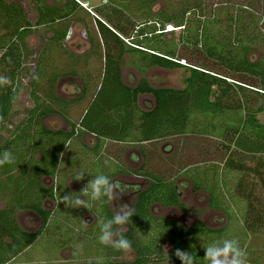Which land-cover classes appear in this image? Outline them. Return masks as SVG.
<instances>
[{
    "label": "trees",
    "instance_id": "trees-1",
    "mask_svg": "<svg viewBox=\"0 0 264 264\" xmlns=\"http://www.w3.org/2000/svg\"><path fill=\"white\" fill-rule=\"evenodd\" d=\"M157 1L107 0L90 16L97 27L104 62L98 76L91 78L98 83L85 113L77 123H71L69 110L80 100H63L57 95V85L61 78H77L83 69L82 74L87 72L88 57L67 52L65 41L70 20L80 12L88 17L89 12L73 0H58L59 6L54 7L35 0L38 19L32 25L20 6L0 0V76L12 81L11 85L0 87V137L5 138L0 142V154L7 150L15 157L14 163L0 167V202L4 204L0 209V264L14 263L42 237L51 239L43 246L45 251L65 247L74 257L78 254H74L77 244L87 246L86 241L67 242L62 237L72 231L68 224H80L78 216L84 207L66 212L58 200L60 195L70 193L64 185L66 179L74 180L80 171L85 177H92L101 169L99 164H85L87 153L92 152L81 141L86 133L97 138L99 149L93 151L94 156L99 155L104 144L117 143L120 148L140 150L146 164L150 157L148 148L156 150L160 143L186 137L218 142L219 150L225 152L221 162L179 168V175L195 190L207 193L211 209L233 221L224 189L221 191V187L229 188L230 203L240 208L236 214L238 229L232 234L230 225L212 230L202 223L186 228L153 217V204L178 209L181 214L186 209L174 180L145 172L150 186L139 194L133 216L126 223L129 230L121 234L131 241L134 259L128 264L163 262L164 244L170 245L167 259L174 264H181L174 255L178 248L191 252L195 264H206L203 247L224 237L239 240L247 264H264V124L258 118L264 115V52L258 59L254 56L264 45V16L254 6L257 3L253 5L248 0L221 4L174 0L155 12ZM42 28H49L53 36L35 56V69L28 83L32 107L10 128L28 58L24 42ZM91 43L94 49L96 45ZM125 65L140 74L154 68L183 69L188 76L182 89L151 88L144 79L129 88L122 82ZM86 78H81L82 99L94 82L89 76ZM141 96L153 100L146 110L138 105ZM52 115L62 118L71 131L47 129L44 119ZM248 161L255 166H249ZM117 162V172H124L121 160L117 158ZM49 178L55 180L51 187L44 184ZM76 182L84 185L85 178ZM72 195L80 196L82 192ZM46 201L54 203L53 211L44 209ZM94 203L97 213L110 216L100 201ZM25 212L40 217L38 231L26 232L20 227L17 216ZM81 230L84 232L83 226ZM261 233L262 246L249 248L248 236ZM121 252L117 251V256ZM96 255L92 252L89 256Z\"/></svg>",
    "mask_w": 264,
    "mask_h": 264
},
{
    "label": "rangeland",
    "instance_id": "rangeland-1",
    "mask_svg": "<svg viewBox=\"0 0 264 264\" xmlns=\"http://www.w3.org/2000/svg\"><path fill=\"white\" fill-rule=\"evenodd\" d=\"M2 1L9 5L13 4L20 6L23 9L26 18L32 25H34V23L37 21L38 13L35 8L36 5L35 0H2ZM37 1H46V4L49 7L59 6L58 0H37ZM207 1H209L210 3L212 2L213 4H221L225 1H230V0H207ZM237 1L239 2V0ZM248 1H250V3H252L253 5L254 2H256L257 4L254 6H256L257 10H259L264 16V0H248ZM86 2L89 4L88 6L93 14H96L95 13L96 9L103 8L107 4V0H86ZM166 3L173 4L174 0H158L154 11L159 12L165 7ZM114 6L117 7L116 4H114ZM174 6L172 7L174 8ZM257 15L260 16L261 14H257ZM90 16L92 15L90 14L87 17L86 14L80 12L75 18H72L70 20L69 23L70 26L68 31L70 34L68 33L69 34L68 38L65 41V50L76 57H80L85 54L86 55L92 54L94 56H99V58H95L93 60L92 64L89 67L90 77H96L98 76V73L101 68L100 58L102 56V50H101L102 48H100V39L93 21L94 19H92V17ZM262 28L264 29V21ZM168 30H171V28ZM87 33H89V35H92L91 37L93 38V44L96 45L94 49L89 45L86 36ZM176 34H178V31L176 32ZM52 36L53 34L51 33V30H49V28L47 30L42 28L41 30H38L33 34H30L25 39L24 43L28 50V54H27L28 58L26 57L27 59L25 60V72L23 73V78H22V83H23L22 91L18 99L13 104V109L10 116V128L15 127L17 122L20 119H22L25 116L26 112L32 107V102L29 96L30 89L28 83L30 82V77H31L30 75H32L35 69L34 67L35 56L37 55L38 52L42 50V48L46 44V40L50 39ZM170 38H172V36H169V39ZM91 50L94 51L91 52ZM263 52H264V45L256 50L254 56H256L258 59ZM128 60H129L128 57H125V61L127 62ZM181 64L184 63L181 62ZM83 70L85 71V69ZM83 70L82 72H78V74H76L77 79L75 80L74 78L67 80L66 78H61L59 80V84H58L59 97H61L62 99L68 102L69 101L76 102L79 100L80 95H78V92L76 88H74V86L72 85V82L74 81V83L80 85L78 77L85 78V74H82ZM187 76H188L187 71L183 69L174 70V71L152 69L145 75V79L149 82L150 86L153 88L182 89L184 87L185 79ZM140 79L141 76L133 72L129 66L124 67L123 81L126 85L134 86L136 83H138V81H140ZM93 92L94 89H90L88 94L86 95V98H84L83 101L80 102L78 101V103L73 105V107L69 110L68 118L71 123H77L80 120L81 116L83 115V113L87 108V103L90 101ZM258 118H259V122L264 124V115H261ZM44 125L48 129L55 131L62 130L64 132H67L70 130V127L66 125V123L58 116H50L46 118L44 121ZM4 139H5L4 136H1L0 142L2 143ZM84 140L89 146H91L94 143L93 142L94 140L92 138L91 139L85 138ZM168 143L170 144L169 145L170 150H168V152H164L165 150L162 151V147L164 148L168 146L167 142L158 144L156 150H152V147L148 148V153L150 154V157L147 160L146 168H144V171L142 170L141 172L154 174L165 180H174V185L176 186L177 190H180L182 194L181 201L185 204L187 213L181 216V214H179L180 212L177 209L164 210L158 207H154L153 213L155 217L160 216L163 218L175 219L176 221L180 222L182 225L187 227L197 222H201L203 224H206L208 227L217 230L225 229L227 226L230 225L229 229L233 234L234 233L233 231H235V229H238L239 226L238 222H236L237 221L236 214H238L239 207L236 204L234 207L233 206L234 203L232 201H231L232 204L230 203L231 193L229 191V188L226 189L221 187V191L224 189L223 191L224 198L228 200L227 201L228 205L231 207V209H228L227 211L231 215L233 221H230L227 217H225L223 213H221L218 210H216V212L211 211V208L208 205L209 197L207 193L204 192L203 190L201 191L198 190L199 192L195 193L193 191L192 185H190L187 182V180L183 179L179 175V168L183 169L185 167H190L194 165L209 166V164L211 163L221 162L224 159L225 152L222 151V149L219 150L220 148L219 143L208 139H200V138H192V137L181 138L176 142L171 141ZM128 149L129 148L126 147L120 148L116 145H112L109 143L106 144L104 148L105 152L108 153L110 156H114L116 157V159L117 158L120 159L122 166H125L126 163L125 155L129 154ZM143 160L145 159L143 158ZM247 164L249 166H255V163L253 161H248ZM230 182L232 183L233 181L231 180ZM45 183L50 185L52 182L51 180H47L45 181ZM68 184H69V188L72 191L71 193H75V191L80 189L79 186L80 184H75V183L73 184L68 183ZM121 205H125V203H121L117 199V205L115 206L116 209ZM2 208H4V204L0 202V209ZM53 208H54V204L52 203L46 204V209L51 210ZM65 209L66 212H68V210L73 211L75 208L73 209L71 207H65ZM112 209L115 208L113 207ZM83 210L87 211L86 208H83ZM17 220L20 227L29 232H35L39 230L41 225L40 218L31 213L19 214ZM75 220H77L76 217ZM83 220L84 217L83 218L80 217V223H82ZM125 225L119 227L117 231L119 233L128 232L127 227ZM68 226L69 229L72 231L62 234V237L64 236L66 241L69 240L74 242L78 239L83 238L84 232H81L82 226L80 224L72 223V224H68ZM240 229H242V226L240 227ZM248 237L249 238L247 245L249 248L251 246H254V248L256 249L262 246V242H263L262 233L252 234V235L250 234ZM48 240L51 239L48 238ZM48 240L47 238L42 237L33 245L32 248L24 252L21 256L17 258V260L14 263L11 264H63L65 260L70 257L71 253L69 251H64V252H58L57 254L58 248L55 251L51 249L49 251H45L43 249V246L48 245L49 243ZM96 240L98 241V237ZM82 241H87L88 245L87 246L82 245L83 246L82 251H80L73 258V260L77 262H69L68 264H76L81 261H84L83 259L86 256L92 254L94 250V246L98 245V243L96 244L94 243L93 240L90 239H83ZM162 248H163V255L166 256L165 257L166 259L163 261V263H159V262L158 263L173 264L172 261H169L167 259V256H169L171 253L170 245L164 244V247ZM62 250L63 248L60 249V251ZM47 253L50 254L48 255ZM55 253L57 254L56 256ZM76 253H77V249H76ZM133 259H134L133 253H131L130 250L127 252L122 251L121 254L117 256V264H128L129 262H132ZM158 263L156 262L155 264Z\"/></svg>",
    "mask_w": 264,
    "mask_h": 264
},
{
    "label": "flooded vegetation",
    "instance_id": "flooded-vegetation-1",
    "mask_svg": "<svg viewBox=\"0 0 264 264\" xmlns=\"http://www.w3.org/2000/svg\"><path fill=\"white\" fill-rule=\"evenodd\" d=\"M74 1V0H73ZM75 2V1H74ZM76 3V2H75ZM83 3H85V4H87V8H83L84 10H86L87 12H89V14H91V15H93V13H92V11L90 10V8H89V4L86 2V0H83ZM78 4V3H77ZM79 5V4H78ZM80 6V5H79ZM81 7V6H80ZM94 21V20H93ZM94 24H95V21H94ZM95 27H96V24H95ZM96 29H97V27H96ZM169 29V28H168ZM170 31V30H169ZM69 33V32H68ZM70 34V33H69ZM68 34V35H69ZM87 40H88V42H89V45H90V47H92V43H91V41H93V38L91 37L92 35H89V33H87ZM67 38H68V36H67ZM102 50V56H101V58H100V60H101V67H102V65H103V62H104V57H103V53H104V51H103V49H101ZM91 52H93V50H91ZM90 52V53H91ZM80 57H85V58H87L88 57V63H87V75L86 76H89V78H90V80H93L94 82H92V84L90 85V87H88V89L90 90V89H95L94 88V86L98 83L96 80H94V79H91V78H96V77H90V71H89V67H90V65L92 64V62H93V60L95 59V58H99V56H94V55H92V54H85V55H83V56H80ZM124 67H126V65L125 66H123L122 67V82L124 83V81H123V69H124ZM131 68V67H130ZM132 69V68H131ZM154 69H156V68H154ZM150 70H152V69H150ZM149 70V71H150ZM160 70H162V69H160ZM132 71L133 72H135L136 74H138V75H140L141 76V79H140V81L141 80H146L145 79V75L149 72V71H147L146 73H144V74H140L139 72H136L135 70H133L132 69ZM85 73V74H86ZM86 76H85V78H86ZM85 78H82V79H85ZM72 79V78H71ZM75 79H77V78H74V80ZM87 79V78H86ZM78 80H79V83H80V85L79 84H76V83H74V81L72 82V85L74 86V88H76V90H77V92H78V95H80V98H79V100L80 101H83L84 99H82V97H83V92H84V83H83V81H81V78L80 77H78ZM140 81H138V83H136L134 86H128V85H126L125 83H124V85H126L127 87H129V88H135L139 83H140ZM147 81V80H146ZM147 83L149 84V82L147 81ZM149 86H150V84H149ZM151 87V86H150ZM151 88H153V87H151ZM169 89V88H168ZM89 92V91H88ZM88 94V93H87ZM86 95V94H85ZM92 97V96H91ZM141 97H144V96H141ZM86 98V97H85ZM91 99V98H90ZM68 102V101H67ZM70 102V101H69ZM142 102V101H141ZM89 103V102H88ZM88 103H87V105H88ZM142 106V105H141ZM149 107V105L146 103V104H144V106H142V109L143 110H146L147 108ZM86 111V110H85ZM62 131V130H61ZM71 131V128H70V130L69 131H67V132H64V131H62V132H64V133H69ZM85 138H92L94 141V143L91 145V146H89L86 142H85ZM81 141H82V143H83V145L88 149V150H90V151H92L91 153L89 152V153H87V158H86V161H85V164H86V166H89V165H93V166H95V164L97 165V164H99L100 165V168L101 169H98L99 170V172L97 173V174H105V175H108L109 176V178L110 179H112V180H115V181H119V182H121L123 185H125V188H126V192H127V194H125V195H123V196H121V197H119L118 198V201L119 202H121V203H125L126 205H128L129 207H131V209L133 210V206H134V204H135V201L137 200V198H138V196H139V194L140 193H142L143 191H145L149 186H150V181H149V179L144 175L145 174V172L144 173H142L141 171L143 170L144 171V169L143 168H145V160H143V154H142V152L140 151V150H138V149H136V148H133V147H130L129 149H128V151H129V154H127V155H125L126 156V163H125V166H123V168H124V172H117V164H120V163H118L117 162V159H116V157H114V156H110L108 153H106L105 152V150H104V148H105V146H106V144H104V146H103V148H102V150L100 149V153H99V155H96V156H94V153H93V151H98V149L96 148L97 147V145H98V142H97V138L94 136V135H92V134H84V135H82L81 136ZM108 144V143H107ZM116 146H117V143L115 144ZM163 149V148H162ZM165 150V151H164ZM164 150H162V151H164V152H168V150H170V147H167V148H165ZM130 155V156H129ZM122 165V164H121ZM95 167H93V170H95L94 169ZM93 176H95V174H92V177ZM91 176H90V174H86V177H85V182H84V185H82V184H80V183H78V182H76V181H74L72 178H68V179H66V181H65V187L69 190V192L71 193L72 191H71V189L69 188V184L68 183H75V184H80L79 186H80V189L79 190H77V191H75V193H77L78 192V194H80V192H82V190H83V188L85 187V185L88 183V181L92 178ZM48 180H51V184L50 185H47L48 187H51V186H53L54 184H55V180L54 179H48ZM45 181V180H44ZM131 181V182H130ZM188 182V181H187ZM189 183V182H188ZM45 184V183H44ZM146 184V185H145ZM190 184V183H189ZM191 185V184H190ZM84 186V187H83ZM179 191V199H180V201H181V196H182V194H181V192H180V190H178ZM193 191L196 193V192H199L198 190H195L194 188H193ZM72 194H74V193H72ZM80 197L81 198H83L84 200H88V197L86 196V195H84L83 193H82V195H80ZM101 200H103V201H100V203L102 204V205H104V206H106L107 207V209H108V213H110V216H107V215H105V214H100V213H97L95 210H98V208H95V203L93 202V206H92V208L91 209H87V211H85V210H83V212L81 213V215L80 216H78V219L80 220V217H84V220L82 221V223H80L82 226H83V228H84V235H83V238L82 239H78V240H76L77 241V243H81V242H85V241H82L83 239H90V240H93L94 241V243H98V245L96 246H94V250H93V252H95V254L97 253V255L98 256H86L83 260L84 261H81V262H79V263H76V264H117V251L116 250H114V249H112L111 247H108V246H104V245H102V244H100L96 239H97V237L99 236V234H100V229H99V221H100V219L101 218H103V219H111L112 218V216L115 214V211L117 210L116 209V205H117V199H114L113 201H109L108 200V198L107 197H104V199L102 198ZM182 202V201H181ZM48 203H52V204H54L53 202H50V201H46V202H44V204H43V207H44V209L45 210H47V211H53L54 209H55V205H54V208L53 209H51V210H48V209H46V204H48ZM100 203H98V205L99 206H101V204ZM183 203V202H182ZM184 204V203H183ZM185 205V204H184ZM208 205H209V199H208ZM112 206V207H111ZM115 208V209H112V208ZM154 207H158V208H160V209H164V210H170V209H175V208H163V207H161L160 205H158V204H153V205H151V207H150V213H151V215L153 216V217H155V215H154V213H153V208ZM185 209H186V206H185ZM178 210V209H177ZM99 211V210H98ZM211 211H215L216 212V210H213V209H211ZM180 212V211H179ZM178 212V213H179ZM26 213V212H25ZM187 213V210H186V212L184 213V214H181V213H179V214H181V216H183V215H185ZM20 214H22V213H20ZM31 214H33V213H31ZM78 214V213H77ZM76 214V215H77ZM33 215H35V214H33ZM37 216V215H36ZM106 216L107 217H109V218H106ZM18 217V216H17ZM39 217V216H38ZM40 218V217H39ZM155 218H162V219H165V220H167V221H173V222H176V223H178V224H180L181 226H183V227H186V228H189V227H191V226H189V227H187V226H184V225H182L180 222H178V221H176L175 219H169V218H163V217H160V216H156ZM41 220V219H40ZM80 222V221H79ZM40 223H41V221H40ZM197 223H201V222H197ZM203 224V223H202ZM194 225V224H193ZM205 227H207V228H209V229H212V228H210V227H208L206 224H203ZM126 227H127V231L129 230L128 229V226L127 225H125ZM40 227H41V225H40ZM119 227H121V226H115L114 225V231H117V229L119 228ZM40 229V228H39ZM24 230V229H23ZM212 230H217V229H212ZM24 231H26V230H24ZM38 231V230H37ZM26 232H29V231H26ZM36 232V231H35ZM32 233H34V232H32ZM127 232H125V233H120V234H126ZM80 241V242H79ZM86 243H87V241H86ZM87 245H88V243H87ZM96 249H97V251H96ZM114 250V251H113ZM49 251V250H48ZM64 251H69L70 253H71V255H70V257L68 258V259H66L65 260V262L63 263V264H68L69 262H77V261H75V260H73V258H74V256H73V253H72V251L71 250H69L68 248H65V247H63V250L62 251H57V254H58V252H64ZM50 253H52V252H50ZM50 253H47L48 255L50 254ZM56 253H55V256L57 255ZM158 263V262H157ZM159 263H163V262H159ZM158 263V264H159ZM152 264H155V263H153L152 262ZM174 264V263H173Z\"/></svg>",
    "mask_w": 264,
    "mask_h": 264
},
{
    "label": "clouds",
    "instance_id": "clouds-1",
    "mask_svg": "<svg viewBox=\"0 0 264 264\" xmlns=\"http://www.w3.org/2000/svg\"><path fill=\"white\" fill-rule=\"evenodd\" d=\"M11 83L12 81L9 77L0 76V87L9 86ZM14 162L15 157L11 151L6 150L0 154V167ZM84 178L85 173L80 171L75 174L74 180L81 181ZM82 193L88 197V200H84L80 196H73L72 193H66L58 197L59 203H63L65 207H84L89 210L92 208L93 202L101 201L103 197L113 201L127 194L125 185L110 179L108 175L102 173L93 176L83 188ZM132 216L131 207L125 204L117 208L111 219L101 218L99 221L100 234L98 242L116 251H129L131 249V241L118 231H114V225L123 226ZM75 247L77 253L82 251L83 246L81 244H77ZM203 248L205 250L203 259L206 264H247L246 252L241 248L240 242L236 238L224 237L217 239ZM174 255L181 261V264H195V258L189 251L178 248L175 250Z\"/></svg>",
    "mask_w": 264,
    "mask_h": 264
},
{
    "label": "crops",
    "instance_id": "crops-1",
    "mask_svg": "<svg viewBox=\"0 0 264 264\" xmlns=\"http://www.w3.org/2000/svg\"><path fill=\"white\" fill-rule=\"evenodd\" d=\"M59 84V83H58ZM58 85H57V95L59 96V94H58ZM61 98V97H60ZM64 100V99H63ZM66 101V100H65ZM142 101V102H141ZM148 104L149 106L150 105H152L153 104V100H152V98L151 97H140L139 98V100H138V105H139V107L142 109V106H144V104ZM142 105V106H141ZM73 107V106H72ZM85 113V112H84ZM83 113V114H84ZM52 116H57V115H52ZM48 117H50V116H48ZM48 117H46V118H48ZM59 117V116H58ZM82 117V116H81ZM45 118V119H46ZM45 119H44V121H45ZM62 119V118H61ZM63 120V119H62ZM64 121V120H63ZM65 122V121H64ZM66 125H68L70 128H71V126L69 125V124H67L66 123ZM46 127V126H45ZM47 128V127H46ZM48 129V128H47ZM50 130V129H49ZM52 131H55V130H52ZM60 131V130H59ZM161 144V143H160ZM168 144V146H166V147H162L163 149L162 150H164L165 148H167V147H169V143H167ZM45 181H47V180H45ZM45 181H44V183H45ZM46 184V183H45ZM46 185H48V184H46Z\"/></svg>",
    "mask_w": 264,
    "mask_h": 264
},
{
    "label": "built area",
    "instance_id": "built-area-1",
    "mask_svg": "<svg viewBox=\"0 0 264 264\" xmlns=\"http://www.w3.org/2000/svg\"><path fill=\"white\" fill-rule=\"evenodd\" d=\"M74 1L78 3L82 8H87V4L83 3V0H74Z\"/></svg>",
    "mask_w": 264,
    "mask_h": 264
}]
</instances>
